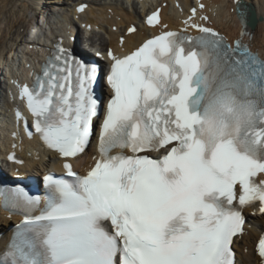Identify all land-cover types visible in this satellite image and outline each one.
<instances>
[{
  "label": "snow or ice",
  "instance_id": "snow-or-ice-1",
  "mask_svg": "<svg viewBox=\"0 0 264 264\" xmlns=\"http://www.w3.org/2000/svg\"><path fill=\"white\" fill-rule=\"evenodd\" d=\"M190 21L166 31L157 10L146 22L159 34L130 54L108 50L106 103L94 93L102 69L60 45L31 87L18 85L29 135L64 175L44 176V197L0 189L26 217L3 264H235L243 210L264 212V61ZM257 251L264 260V237Z\"/></svg>",
  "mask_w": 264,
  "mask_h": 264
},
{
  "label": "bare ground",
  "instance_id": "bare-ground-1",
  "mask_svg": "<svg viewBox=\"0 0 264 264\" xmlns=\"http://www.w3.org/2000/svg\"><path fill=\"white\" fill-rule=\"evenodd\" d=\"M234 1L205 0L201 2L206 7L203 13L207 14L212 25L225 33L231 41L240 40L250 49L264 56V0H243L246 5L254 8L257 17L263 18L255 28L247 27L246 31L236 12ZM85 3L90 5L88 10L78 14L77 7ZM197 4V0H0V90L2 92L0 155L9 153L7 151L11 143L7 113L10 104L7 94L16 87L17 83H22L23 77L30 75L29 71L32 68H36L33 67L32 58L30 59L31 51L48 50V47L53 45L51 36L75 35L77 32L75 21L87 20L93 21L94 27H90L92 36L81 37V47L86 50L90 48L93 44V31L97 30L99 32L95 31L94 34L101 37L102 47H112L115 49V54L123 56L136 49L149 37L159 34L160 28L150 29L144 25V17L147 13L162 7L161 21L168 26L164 29L168 31L182 24L191 7ZM133 26L138 27L137 31L127 34ZM242 32L244 34H241ZM5 73L12 74L13 78ZM15 138L17 139V136ZM32 143L25 140L20 145L24 148L26 164L11 165V168L18 171L17 173L40 169L44 164L40 158L28 159L26 156L25 151ZM94 151L95 145L79 158L78 163H88ZM45 165L47 168L50 166L48 163ZM248 214L249 225L253 228L242 236L244 244L240 247L236 246L239 249L237 264H254L256 260L254 242L258 236V229L261 230L264 226V214L256 211ZM19 221L20 219L16 220ZM0 224L6 228L12 225L13 221L7 215H0ZM244 246L249 248L247 255L242 252Z\"/></svg>",
  "mask_w": 264,
  "mask_h": 264
},
{
  "label": "water",
  "instance_id": "water-1",
  "mask_svg": "<svg viewBox=\"0 0 264 264\" xmlns=\"http://www.w3.org/2000/svg\"><path fill=\"white\" fill-rule=\"evenodd\" d=\"M243 9L247 13V20H248L247 26H249L251 28H255L256 25L258 24V22L263 20L262 17H257L256 12L252 6H248L247 9L246 8H240V11H243ZM240 19H241V17H240Z\"/></svg>",
  "mask_w": 264,
  "mask_h": 264
}]
</instances>
